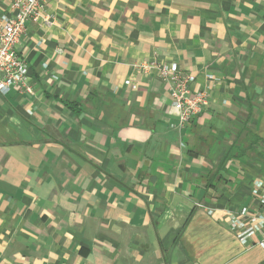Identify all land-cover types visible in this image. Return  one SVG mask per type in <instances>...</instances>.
Returning a JSON list of instances; mask_svg holds the SVG:
<instances>
[{"label":"crops","instance_id":"crops-1","mask_svg":"<svg viewBox=\"0 0 264 264\" xmlns=\"http://www.w3.org/2000/svg\"><path fill=\"white\" fill-rule=\"evenodd\" d=\"M44 4L34 94H0V264H264L231 222L262 206L264 156L236 154L243 127L264 153V0ZM156 59L211 90L183 129Z\"/></svg>","mask_w":264,"mask_h":264},{"label":"built area","instance_id":"built-area-1","mask_svg":"<svg viewBox=\"0 0 264 264\" xmlns=\"http://www.w3.org/2000/svg\"><path fill=\"white\" fill-rule=\"evenodd\" d=\"M45 0H11L0 12V94L12 89L24 94H34L32 72L27 59L18 49L28 23L48 20L44 12ZM144 71H155L168 84L179 129L185 128L193 118L203 114L210 103V88L196 89L197 77L180 68L176 62L153 60L140 66ZM208 81L214 76L206 72ZM262 206L259 212H244L232 218V228L237 238L247 247H264V186L261 188Z\"/></svg>","mask_w":264,"mask_h":264},{"label":"trees","instance_id":"trees-1","mask_svg":"<svg viewBox=\"0 0 264 264\" xmlns=\"http://www.w3.org/2000/svg\"><path fill=\"white\" fill-rule=\"evenodd\" d=\"M244 134V136L242 137L241 135ZM238 137H240V139L238 138V141L240 142H243L244 141L247 143L245 149L240 152L239 154H236V155H247L248 152H252L253 154H257L259 156H264V153L263 152H260L259 150H257L256 148H254V145H259L261 143V141L263 140V138L258 135L256 132H254L253 130H251L250 128L248 127H243V128H240L239 131H238ZM230 150L227 151L226 153V159L231 157L230 154Z\"/></svg>","mask_w":264,"mask_h":264},{"label":"rangeland","instance_id":"rangeland-1","mask_svg":"<svg viewBox=\"0 0 264 264\" xmlns=\"http://www.w3.org/2000/svg\"><path fill=\"white\" fill-rule=\"evenodd\" d=\"M252 155H255V154H252ZM263 160H264V157H263Z\"/></svg>","mask_w":264,"mask_h":264}]
</instances>
